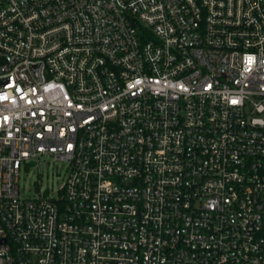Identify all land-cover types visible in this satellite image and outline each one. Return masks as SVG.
Listing matches in <instances>:
<instances>
[{
    "label": "built area",
    "instance_id": "built-area-1",
    "mask_svg": "<svg viewBox=\"0 0 264 264\" xmlns=\"http://www.w3.org/2000/svg\"><path fill=\"white\" fill-rule=\"evenodd\" d=\"M0 264H264V0H0Z\"/></svg>",
    "mask_w": 264,
    "mask_h": 264
},
{
    "label": "rangeland",
    "instance_id": "rangeland-1",
    "mask_svg": "<svg viewBox=\"0 0 264 264\" xmlns=\"http://www.w3.org/2000/svg\"><path fill=\"white\" fill-rule=\"evenodd\" d=\"M36 164V161L22 164L18 178L20 195L23 197L37 195V187L45 194L57 195L66 174L65 162L56 161L52 156H43L38 172Z\"/></svg>",
    "mask_w": 264,
    "mask_h": 264
}]
</instances>
